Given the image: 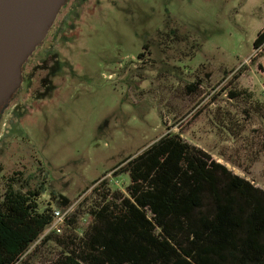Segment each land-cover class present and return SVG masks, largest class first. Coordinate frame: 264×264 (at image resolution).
<instances>
[{"label": "rangeland", "instance_id": "rangeland-1", "mask_svg": "<svg viewBox=\"0 0 264 264\" xmlns=\"http://www.w3.org/2000/svg\"><path fill=\"white\" fill-rule=\"evenodd\" d=\"M82 2L60 83L43 102L0 113V195L12 177L41 183L40 208H57L52 192L71 213L82 203L83 229L92 189L105 180L126 194L128 175L114 167L167 133L264 189V57L253 48L264 0ZM144 46L150 54L138 58ZM239 90L248 95L235 98ZM59 250L48 242L27 263L50 264Z\"/></svg>", "mask_w": 264, "mask_h": 264}, {"label": "trees", "instance_id": "trees-1", "mask_svg": "<svg viewBox=\"0 0 264 264\" xmlns=\"http://www.w3.org/2000/svg\"><path fill=\"white\" fill-rule=\"evenodd\" d=\"M253 48L264 57V28ZM258 67L264 75V61ZM114 169L128 175L126 194L102 180L87 225L79 226L81 203L61 233L45 234L53 208H40L43 184L10 178L0 195V264H28L48 242L60 248L50 264H264V189L202 148L167 133ZM51 195L57 208L71 206Z\"/></svg>", "mask_w": 264, "mask_h": 264}, {"label": "water", "instance_id": "water-1", "mask_svg": "<svg viewBox=\"0 0 264 264\" xmlns=\"http://www.w3.org/2000/svg\"><path fill=\"white\" fill-rule=\"evenodd\" d=\"M66 0H0V109L21 82V67Z\"/></svg>", "mask_w": 264, "mask_h": 264}, {"label": "flooded vegetation", "instance_id": "flooded-vegetation-1", "mask_svg": "<svg viewBox=\"0 0 264 264\" xmlns=\"http://www.w3.org/2000/svg\"><path fill=\"white\" fill-rule=\"evenodd\" d=\"M82 1L85 2V0H66L61 6L43 40L35 47L23 63L21 67L20 85L2 106L0 113L3 112L4 114L9 108L13 107L14 109L16 107L23 110L25 108L29 109L38 101L43 102L46 95L60 83V55L65 45L66 37L72 32L74 14L77 8L82 5ZM33 54L35 56L30 61ZM147 54H150L148 46H144V51L139 53L138 58H142ZM16 111L18 109L13 112L16 114ZM16 175H22V172ZM29 177L33 179L35 175L32 174Z\"/></svg>", "mask_w": 264, "mask_h": 264}, {"label": "built area", "instance_id": "built-area-1", "mask_svg": "<svg viewBox=\"0 0 264 264\" xmlns=\"http://www.w3.org/2000/svg\"><path fill=\"white\" fill-rule=\"evenodd\" d=\"M71 210V206L65 208H53V219L51 224L47 227L45 234H48L50 232L61 233L66 223V220L71 213Z\"/></svg>", "mask_w": 264, "mask_h": 264}]
</instances>
